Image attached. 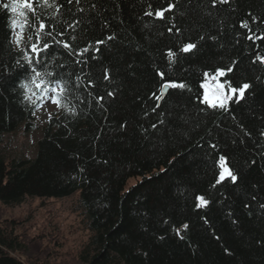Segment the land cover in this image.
<instances>
[{"label":"trees","instance_id":"obj_1","mask_svg":"<svg viewBox=\"0 0 264 264\" xmlns=\"http://www.w3.org/2000/svg\"><path fill=\"white\" fill-rule=\"evenodd\" d=\"M4 3L11 0H0V204L76 196L89 236L71 258H38L16 222L3 220L0 264H264V0H33L19 45L9 27L21 18ZM40 23L53 47L36 64ZM189 42L197 47L182 52ZM26 54L67 91L33 157L8 158L4 136L35 128L38 106L21 87H32V73L24 79L16 67L27 66ZM218 68L220 83L251 85L226 109L202 102L204 74ZM170 82L186 87L162 95ZM221 156L237 183L220 180ZM199 196L209 203L197 208Z\"/></svg>","mask_w":264,"mask_h":264},{"label":"rangeland","instance_id":"obj_2","mask_svg":"<svg viewBox=\"0 0 264 264\" xmlns=\"http://www.w3.org/2000/svg\"><path fill=\"white\" fill-rule=\"evenodd\" d=\"M214 77L216 75L205 79L203 84H207L208 88L201 87L203 99L206 91L210 99L214 95H220L216 88L220 83V77ZM223 94L227 95L228 91L224 90ZM229 100L225 103L227 104ZM53 114H56V105L52 104L48 97H44L43 104L35 115L33 130L24 131V128H21L13 135L4 136L1 146L6 149L5 156L11 158L22 155L27 159L32 158L35 144L41 137V128ZM135 182L134 178L129 179L125 188H129ZM3 220L16 222L17 234L32 248L38 258H44L47 252L49 258H71L89 236L81 222L82 215L77 206L76 196L43 202L27 199L14 207L0 204V221Z\"/></svg>","mask_w":264,"mask_h":264},{"label":"snow or ice","instance_id":"obj_3","mask_svg":"<svg viewBox=\"0 0 264 264\" xmlns=\"http://www.w3.org/2000/svg\"><path fill=\"white\" fill-rule=\"evenodd\" d=\"M77 4L80 3V0H75ZM68 3L71 4L73 3V0H68ZM217 3H228V0H212V5L213 7L216 6ZM3 8L5 10L11 11L12 14H17L21 19H12L11 20V25L9 27L10 33H12L15 36V43L19 45L21 43V34L24 32L26 28H29L31 25V19L32 17L35 16V8H34V3L33 0H11V4L9 3H4ZM174 8L173 4L168 5L167 10H171ZM31 14V15H29ZM146 15L152 16V12H147ZM155 16L162 18L163 13L161 11H156ZM255 19V18H254ZM241 27L247 28L248 24L247 22H242ZM17 29H19V33H17ZM46 25L44 23L39 24V28L37 30L35 40H32V37L30 36L29 39L32 40L31 42V52L34 53L37 57L36 64L40 63V56L41 54H48L49 50L52 49L53 45L45 42V36H50L51 33H48L45 31ZM179 31V29H176ZM171 31V29H169ZM249 39H252V36L248 37ZM259 39H264V37H258ZM108 39H112V37H108ZM203 39V37H201ZM214 39V38H213ZM57 44H62L64 49H70V45L68 43H64L62 41H56ZM97 43H103V41H98ZM197 47L196 44L194 43H186L183 45L181 51L188 53L192 50H194ZM99 49H97L98 51ZM88 49H84V52H87ZM69 55H71V52L69 51ZM173 52H169V60L171 61L174 57ZM25 58L28 60L27 66L24 64H21L19 61L16 62V67L18 70H21L23 72V78L28 79L29 78V73H32L31 78H30V84L32 87H29V84H24L21 87L24 89H27L29 92L32 93V96H25V99L30 100L34 105L39 106L37 103L38 100L43 99L44 97H48L51 100V103L54 105L63 106L61 104V96L67 91V83L62 80V79H46V77H51V73H41L40 71L37 70L35 65L32 63L31 59L27 57V54ZM257 59L261 60L262 63H264V57H257ZM79 63V62H78ZM228 72L232 71V68L227 69ZM161 78L163 79V73L160 74ZM205 77H208V73L204 74ZM225 75V71L221 69L216 70V77H221ZM108 74L105 72L104 79H108ZM162 88H184L186 87L184 84H176L175 82H170V83H164L161 85ZM201 87L207 89L208 85L207 84H202ZM227 87L228 89V94L224 95V90ZM251 85L249 83H243L239 86H233L230 82L225 81V83H218L216 85L217 91L220 93V95H214L213 98H209V95L207 91L205 92L203 103H206L209 107L211 108H225L226 109V101L231 99L233 95H236V100L237 102L240 99H243L245 96L246 90H249ZM109 96L112 95L111 92L108 93ZM32 97H36V100H32ZM99 99H103V97H100ZM157 100L161 99L160 96L156 97ZM157 107H159V104H157ZM155 111V109H153ZM153 128L156 127L155 124L152 125ZM261 135H264V132L261 133ZM215 147V146H213ZM220 167H221V172H220V180H223L225 178V175L230 177L231 181L235 184L238 182V175L233 172L232 169L228 168L225 166V157L221 156L220 157ZM253 164L255 161L252 162ZM220 180L217 181V183L220 182ZM197 199L200 201L196 205L197 208L206 206L209 201L205 199L203 196L197 197ZM247 207V205H246ZM261 208H264V204L260 205ZM188 225H184V228H187Z\"/></svg>","mask_w":264,"mask_h":264},{"label":"water","instance_id":"obj_4","mask_svg":"<svg viewBox=\"0 0 264 264\" xmlns=\"http://www.w3.org/2000/svg\"><path fill=\"white\" fill-rule=\"evenodd\" d=\"M165 91V88H164V90L162 91V93Z\"/></svg>","mask_w":264,"mask_h":264}]
</instances>
